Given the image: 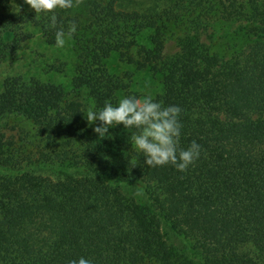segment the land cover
Returning a JSON list of instances; mask_svg holds the SVG:
<instances>
[{"label":"trees","instance_id":"16d2710c","mask_svg":"<svg viewBox=\"0 0 264 264\" xmlns=\"http://www.w3.org/2000/svg\"><path fill=\"white\" fill-rule=\"evenodd\" d=\"M55 11L57 28L77 26L73 94L32 74L0 81V118L32 130L0 131V264H264V0H79ZM224 22L239 23L228 38L217 33ZM47 25L0 0V63L31 40L29 26L54 44ZM112 56L130 68L112 71ZM134 70L159 75L151 95L181 108L180 146L201 145L183 173L148 168L129 130L98 139L84 118L88 104L146 94L129 88ZM165 227L185 242V260L176 263Z\"/></svg>","mask_w":264,"mask_h":264},{"label":"clouds","instance_id":"9594fccd","mask_svg":"<svg viewBox=\"0 0 264 264\" xmlns=\"http://www.w3.org/2000/svg\"><path fill=\"white\" fill-rule=\"evenodd\" d=\"M79 0H23L35 14L47 16L48 27L55 28L54 42L57 48L65 44V37L77 31L74 21L69 22L67 31L57 28V9H71ZM86 122L98 139L110 138L109 128L121 125L129 130L128 142L141 154L148 167L171 165L177 171L185 172L200 157L201 145L195 140L186 147L180 146L181 108L175 104L165 105L151 94L137 96L128 94L116 104L106 101L99 109L82 111ZM70 264H90L81 257Z\"/></svg>","mask_w":264,"mask_h":264},{"label":"rangeland","instance_id":"374dc122","mask_svg":"<svg viewBox=\"0 0 264 264\" xmlns=\"http://www.w3.org/2000/svg\"><path fill=\"white\" fill-rule=\"evenodd\" d=\"M13 2L20 8L31 10L23 0H13ZM74 11H70L73 14ZM238 22H224L222 26L217 29L218 34H224L226 38L232 36L238 30ZM29 30L32 34L31 40L25 42L22 46L13 54H10L4 61L0 63V81L5 75L21 74L37 75L41 79L50 80L55 83H59L65 89L68 95H72V86L70 83L71 76L73 74V65L75 62V53L71 46V41L68 36L65 37V44L61 48H57L54 44H47L43 42L40 37V32L37 28L29 26ZM171 45L172 41L167 42ZM171 47V46H170ZM65 62V69L61 72L51 69V64H58V62ZM108 67L115 72H121L129 69L130 67L123 62L117 60L116 56H112L107 61ZM159 75H152L148 71H133L132 79L130 80L129 88L141 93L153 94L159 85ZM83 102H90L86 99L84 92L80 93L78 97ZM88 106V107H87ZM85 110L91 109L89 104ZM264 116V114H263ZM6 120V123H4ZM9 121V122H8ZM17 126L15 129L23 128L28 133H32L31 125L24 120L18 118H0V131L5 130V133H10L8 129L12 125ZM21 126V127H18ZM14 133V130L11 131ZM18 132V131H17ZM15 132V133H17ZM31 170L41 174H45L51 177H57L61 174L60 169L54 165L31 163L29 164ZM5 170L0 168V174ZM121 188L124 194L133 197L138 202H145L146 198L142 189L138 185L134 184H122ZM167 233V239L174 247V254H176V263L185 260L184 257L177 254V249L184 248L185 253L189 255V250L185 249V242L178 236L174 235L165 227ZM185 246V247H184Z\"/></svg>","mask_w":264,"mask_h":264}]
</instances>
